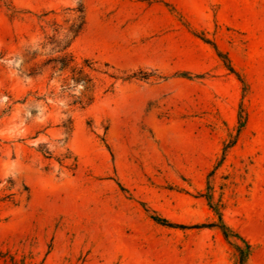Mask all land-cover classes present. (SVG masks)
Instances as JSON below:
<instances>
[{
  "label": "rangeland",
  "instance_id": "1",
  "mask_svg": "<svg viewBox=\"0 0 264 264\" xmlns=\"http://www.w3.org/2000/svg\"><path fill=\"white\" fill-rule=\"evenodd\" d=\"M69 41L89 104L51 69ZM244 243L264 264V0H0V264H239Z\"/></svg>",
  "mask_w": 264,
  "mask_h": 264
},
{
  "label": "trees",
  "instance_id": "2",
  "mask_svg": "<svg viewBox=\"0 0 264 264\" xmlns=\"http://www.w3.org/2000/svg\"><path fill=\"white\" fill-rule=\"evenodd\" d=\"M79 31H80V28L73 31L72 37H75ZM69 43H70V41L67 42L63 47H61L59 49V51H58L60 53L59 57H57L54 60L49 61V62L53 63L51 69H52V72H60V73H63L66 70H70V73H71L70 80L72 82L71 83L72 86L65 84V81H64V85L62 86V89L67 90V89L73 88L76 85L80 84L82 92H80V97H79L78 103L81 104L82 101L84 99H86V101H87L86 104H89L92 101V97L89 95L93 89L92 80L89 77V75L84 71L83 67L82 68H76L74 65H72L73 59L70 56V54L68 52H66ZM84 64L87 68L90 69V67H89L90 63H88L85 60ZM214 212L218 216V219H219V225L217 228L221 231L224 238L228 239V238L234 237V238L238 239V237H236V235H233L232 232L230 231V229L224 225V223L221 219L220 213H218L217 211H214ZM244 244H245L244 248H242L236 244L233 245L235 251L238 253V256H239V264L245 263V258L249 252V246L246 243H244Z\"/></svg>",
  "mask_w": 264,
  "mask_h": 264
}]
</instances>
